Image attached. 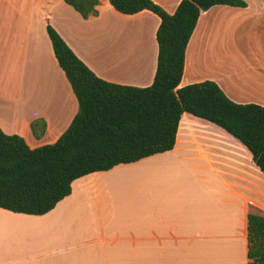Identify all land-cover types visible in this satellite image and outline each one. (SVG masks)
Instances as JSON below:
<instances>
[{
  "label": "crops",
  "instance_id": "crops-1",
  "mask_svg": "<svg viewBox=\"0 0 264 264\" xmlns=\"http://www.w3.org/2000/svg\"><path fill=\"white\" fill-rule=\"evenodd\" d=\"M153 1L173 14L181 0ZM243 1L201 12L179 87L212 80L232 101L264 106V0ZM97 10L84 19L65 0H0L3 132L53 144L78 112L48 25L98 77L152 84L159 17L121 14L109 0ZM213 20L223 22L224 60L209 44L218 65L207 73L197 51L204 30L215 39ZM250 212L264 213V173L237 140L183 113L172 150L76 179L46 214L0 208V264H249Z\"/></svg>",
  "mask_w": 264,
  "mask_h": 264
},
{
  "label": "trees",
  "instance_id": "trees-1",
  "mask_svg": "<svg viewBox=\"0 0 264 264\" xmlns=\"http://www.w3.org/2000/svg\"><path fill=\"white\" fill-rule=\"evenodd\" d=\"M84 19L97 16L99 0H65ZM119 13L148 10L160 19L157 66L147 87L98 77L50 25L59 67L78 101V112L59 139L31 148L0 128V208L43 215L71 194L73 181L174 148L183 113L242 144L264 173V106L232 101L212 80L179 87L187 45L201 12L243 0H181L173 14L153 0H109ZM249 264H264V213L248 215Z\"/></svg>",
  "mask_w": 264,
  "mask_h": 264
},
{
  "label": "rangeland",
  "instance_id": "rangeland-1",
  "mask_svg": "<svg viewBox=\"0 0 264 264\" xmlns=\"http://www.w3.org/2000/svg\"><path fill=\"white\" fill-rule=\"evenodd\" d=\"M212 26H213V28H212L213 36L212 37H215V39H210V41H208V38H207L208 33H207V31L204 30V32L206 33L205 39L202 41L199 40V42H200L199 47L197 44V47H198L197 54H198V59L201 63V69H202V71H205L207 73L211 70H214V68L217 67V65H218L217 63L212 62L210 60L211 56L208 55L209 44L211 46L215 44V47L218 50L217 54H215L216 60L221 61L220 63H222L224 60V54H223V47H224L223 22H219L218 20H213ZM228 32H231V29L229 28V26H228ZM225 45L228 48H233L234 42L230 36H229V39L227 40V43ZM207 63H209L210 67H208ZM207 69H208V71H207Z\"/></svg>",
  "mask_w": 264,
  "mask_h": 264
}]
</instances>
